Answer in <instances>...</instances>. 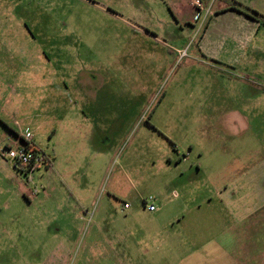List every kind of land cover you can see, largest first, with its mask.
Masks as SVG:
<instances>
[{
	"label": "rangeland",
	"instance_id": "374dc122",
	"mask_svg": "<svg viewBox=\"0 0 264 264\" xmlns=\"http://www.w3.org/2000/svg\"><path fill=\"white\" fill-rule=\"evenodd\" d=\"M182 29L161 0H0V264H264V38L232 66Z\"/></svg>",
	"mask_w": 264,
	"mask_h": 264
},
{
	"label": "crops",
	"instance_id": "0c3cea01",
	"mask_svg": "<svg viewBox=\"0 0 264 264\" xmlns=\"http://www.w3.org/2000/svg\"><path fill=\"white\" fill-rule=\"evenodd\" d=\"M161 1L169 7L181 29L183 26L202 27L197 49L205 61L235 66L243 61V55L237 60L222 57L230 52H245L250 47L261 48L256 40L264 38V22L253 17L247 9L264 16V0H200L201 7L195 5L196 0ZM197 14L200 15L198 21L195 20Z\"/></svg>",
	"mask_w": 264,
	"mask_h": 264
},
{
	"label": "built area",
	"instance_id": "2783aa9c",
	"mask_svg": "<svg viewBox=\"0 0 264 264\" xmlns=\"http://www.w3.org/2000/svg\"><path fill=\"white\" fill-rule=\"evenodd\" d=\"M195 5L197 7H201L200 0H196ZM200 15L197 14L195 20L198 21ZM186 55V51L180 52V56L184 57ZM20 138V144L13 143L12 146L9 147L8 157L9 160L14 162L15 166L25 167L27 166L29 169H37L41 165L45 163V158L41 157L40 153L38 152L36 146L33 142V136L29 132L28 129L20 132L18 134ZM154 198L152 196L148 197L144 200L145 209L148 212H156L158 207L154 204ZM131 209V204L129 202H124L121 206V211L125 212Z\"/></svg>",
	"mask_w": 264,
	"mask_h": 264
},
{
	"label": "trees",
	"instance_id": "16d2710c",
	"mask_svg": "<svg viewBox=\"0 0 264 264\" xmlns=\"http://www.w3.org/2000/svg\"><path fill=\"white\" fill-rule=\"evenodd\" d=\"M247 10L250 11V12L252 13L253 17H255L256 19H259V20H261V21L264 22V16H263V15H261V14L255 12V11L249 10V9H247ZM21 168H22V167L20 166L19 169H21Z\"/></svg>",
	"mask_w": 264,
	"mask_h": 264
},
{
	"label": "water",
	"instance_id": "95a60500",
	"mask_svg": "<svg viewBox=\"0 0 264 264\" xmlns=\"http://www.w3.org/2000/svg\"><path fill=\"white\" fill-rule=\"evenodd\" d=\"M19 168V166H17Z\"/></svg>",
	"mask_w": 264,
	"mask_h": 264
}]
</instances>
